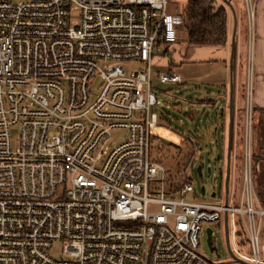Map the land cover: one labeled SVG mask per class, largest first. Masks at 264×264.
I'll return each mask as SVG.
<instances>
[{"label": "built area", "instance_id": "built-area-1", "mask_svg": "<svg viewBox=\"0 0 264 264\" xmlns=\"http://www.w3.org/2000/svg\"><path fill=\"white\" fill-rule=\"evenodd\" d=\"M244 2L254 18L255 0ZM169 4L0 0V264H264L249 135L242 181L230 176L215 202L197 198L193 161L173 191L152 156L157 51L184 22ZM166 67L159 82L182 84ZM115 130L126 133L118 143ZM226 218L249 251L216 263L201 234Z\"/></svg>", "mask_w": 264, "mask_h": 264}, {"label": "rangeland", "instance_id": "rangeland-1", "mask_svg": "<svg viewBox=\"0 0 264 264\" xmlns=\"http://www.w3.org/2000/svg\"><path fill=\"white\" fill-rule=\"evenodd\" d=\"M187 0H170L169 11L173 13H183ZM222 4V1L219 0ZM234 8L240 12V15L246 20L247 30V46L248 52L250 48V40L253 38V28H251L250 12L244 0H236ZM238 13V11H237ZM251 37V39H250ZM249 41V43H248ZM189 43L187 42V32L184 25L178 29V41L176 46L163 54V49L157 51L161 56L155 60V72L152 80L153 86L163 103V108H158L159 123L155 127V134L153 139L152 156L159 162L163 163L168 170V187L173 191L182 186L186 181V176L192 168V161L195 167L193 175V185L197 188V198L210 200L215 202L218 198L212 197L213 191H217L219 195H224L225 180L220 174V169L226 171L228 163V149H229V133L225 131L222 123V116L216 117V111L211 108L203 109L199 105L192 103V91L196 87L202 86V91L207 93L212 91V87L208 84H203L202 81H196L192 78V65L187 63H180L179 58L187 49ZM168 56V58H167ZM163 59H162V58ZM243 58L245 60H243ZM238 61H245L240 68V75L242 76V89L244 93V105L240 106L238 115V124H234L233 128V144L231 149V184L236 181L237 185L242 181L245 162V143L249 135L252 143V170L254 177L255 188L261 198H264V125L257 119L251 118L250 94L252 90V67L250 64V54ZM172 60L175 62L176 71L181 75L182 84L160 83L157 71H164V60ZM168 61V60H167ZM179 62V64H178ZM135 66V64H133ZM245 67V69H243ZM98 83H96V86ZM231 90V85H230ZM200 92V89H198ZM231 93V92H230ZM231 96V94H230ZM167 105H170L168 107ZM189 112V114H187ZM215 114L214 116H211ZM229 114H227L228 120ZM245 118V120H244ZM253 124L251 123V120ZM221 122V123H220ZM250 122V124H249ZM227 123H230L228 120ZM248 127L249 133H248ZM237 132V134H236ZM261 133V135H260ZM125 131L115 130L113 132V140L118 143L122 136H125ZM242 137V138H241ZM248 139V138H247ZM217 141V143H216ZM211 144V145H210ZM193 152V155H192ZM218 156L220 157L218 159ZM199 165L203 167V173L200 175L197 171ZM211 172H208V168ZM205 186L206 194L202 193V187ZM189 200L194 198L193 194L187 196ZM225 200V198H224ZM212 230L213 246L216 250H211L208 240L207 229ZM230 248L234 253L245 256L240 252V248L245 252L249 251V247L242 234L241 244L236 245L232 234L229 233ZM58 251L61 246H58ZM200 252L216 263H224L232 261L233 256L230 252L227 237L225 220L221 223H211L205 225L204 231L201 234ZM59 256V253H53ZM231 264H240L230 262Z\"/></svg>", "mask_w": 264, "mask_h": 264}, {"label": "crops", "instance_id": "crops-1", "mask_svg": "<svg viewBox=\"0 0 264 264\" xmlns=\"http://www.w3.org/2000/svg\"><path fill=\"white\" fill-rule=\"evenodd\" d=\"M242 1V0H241ZM231 5L227 6L228 12V33L229 39L226 45H196L189 44L185 52L180 55L179 62L192 65V78L197 82L210 85L212 91L201 92L202 86L196 87L192 91V103L199 105L203 109H213L216 117L222 116L221 125L229 133L230 121V85H231V55L232 39L235 33V51L233 60V83H234V124L238 126V115L241 105H244V93L242 89V76L240 75L241 63L238 61L250 54V64L252 71V91H251V118L257 119L264 125V0H255L254 18L252 23L253 38L250 40L248 52L247 46V24L246 20L240 15L239 10L234 8L236 0H230ZM240 2V0H239ZM173 13V12H172ZM249 38V35H248ZM251 39V37H250ZM249 43V41H248ZM176 44L172 46L174 48ZM163 59V58H162ZM168 60V61H167ZM164 60V67L169 61L177 69L172 60ZM243 60H245L243 58ZM178 62V64H179ZM247 67V64H246ZM165 69V70H166ZM245 69V67L243 68ZM244 71V70H242ZM200 89V92L198 91ZM227 114L228 120H227ZM215 114L211 115L214 116ZM251 120V119H250ZM251 123L253 124V121ZM251 125V124H250ZM234 128V127H233ZM261 135V133H260Z\"/></svg>", "mask_w": 264, "mask_h": 264}, {"label": "trees", "instance_id": "trees-1", "mask_svg": "<svg viewBox=\"0 0 264 264\" xmlns=\"http://www.w3.org/2000/svg\"><path fill=\"white\" fill-rule=\"evenodd\" d=\"M220 1L222 4L219 0H187L182 16L189 44L226 45L228 43V4L226 0ZM240 234L242 235L243 232ZM244 243L248 245L246 238Z\"/></svg>", "mask_w": 264, "mask_h": 264}, {"label": "water", "instance_id": "water-1", "mask_svg": "<svg viewBox=\"0 0 264 264\" xmlns=\"http://www.w3.org/2000/svg\"><path fill=\"white\" fill-rule=\"evenodd\" d=\"M229 5H231L230 0H226ZM234 51H235V33L233 34V39H232V55H231V63H230V68H231V96H230V103H231V109H230V124H229V149H228V163H227V169H226V179H225V188L226 192L229 190V182H230V176H231V167H230V159H231V149H232V144H233V127H234V114H233V106H234V100H233V94H234V83H233V60H234ZM220 157L218 156V159ZM197 171L200 175H202L203 170H202V165H199L197 168ZM208 172H211V168H208ZM220 174L223 175V169H220ZM205 186L202 187V193H205ZM213 196H215V192L212 193ZM208 231V240L209 244L211 246V250H216V247L213 246V241H212V230L209 228L207 229ZM226 237H227V242L228 246L230 249V252L232 256H234L232 249L230 248V240H229V230H228V224H227V218H226ZM244 262V261H242Z\"/></svg>", "mask_w": 264, "mask_h": 264}, {"label": "bare ground", "instance_id": "bare-ground-1", "mask_svg": "<svg viewBox=\"0 0 264 264\" xmlns=\"http://www.w3.org/2000/svg\"><path fill=\"white\" fill-rule=\"evenodd\" d=\"M252 23H253V15L251 14V28H252ZM250 128V127H249ZM249 131V130H248Z\"/></svg>", "mask_w": 264, "mask_h": 264}]
</instances>
